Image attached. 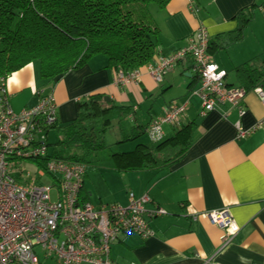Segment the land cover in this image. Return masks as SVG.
I'll list each match as a JSON object with an SVG mask.
<instances>
[{
    "label": "crops",
    "instance_id": "crops-1",
    "mask_svg": "<svg viewBox=\"0 0 264 264\" xmlns=\"http://www.w3.org/2000/svg\"><path fill=\"white\" fill-rule=\"evenodd\" d=\"M260 1L193 0L190 6V0H169L162 9L152 7L161 39L152 61L185 45L201 24L208 28L210 41L222 33L234 34L240 27L235 16ZM211 50L213 60L226 70V81L239 85L235 66L259 56L258 63L264 67V12L255 9L240 39L226 48ZM142 70L138 82L118 86L106 56L96 54L82 66L60 75L53 84L59 125L74 119L77 100L95 92L104 93L108 100L127 108L120 115L110 113V127L118 128L114 144H130L131 149L140 138L119 142L121 138L134 126L146 128L171 104L186 103L182 123L194 122L190 145L174 165L119 171L109 164L103 182L98 180L97 185L93 181L99 203L125 204L129 191L136 195L147 192L151 199L148 207L158 205L167 211L152 219L153 236L144 239L130 234L114 241L112 258L118 264H264V122L249 136L238 139L236 109L223 115L225 104L202 115L201 100L192 93L199 79L190 56L179 60L161 82ZM44 82L40 63L34 61L9 74L5 85L12 108L19 111L35 105V90L48 87ZM260 83L264 85V76ZM245 105L246 113L240 117L245 127L264 118V104L253 92L246 93ZM174 128L165 124L164 137L171 135ZM51 132L56 133L54 129ZM144 134L147 140L142 142H150ZM86 177L88 166L84 180ZM82 196L89 201L84 181ZM220 207H228L240 226L234 240L225 245L222 229L202 214ZM194 212L198 213L196 219L191 217Z\"/></svg>",
    "mask_w": 264,
    "mask_h": 264
},
{
    "label": "built area",
    "instance_id": "built-area-1",
    "mask_svg": "<svg viewBox=\"0 0 264 264\" xmlns=\"http://www.w3.org/2000/svg\"><path fill=\"white\" fill-rule=\"evenodd\" d=\"M193 0H190V6ZM210 34L201 24L188 36L186 44L156 61L131 71L117 69L113 81L118 86L140 80L144 68L156 81L183 58L190 56L199 84L192 90L202 103L201 114L227 105L223 115L236 109V138L249 136L263 125L264 118L245 127L240 117L246 113L245 95L253 92L264 104V85L250 90L229 84L226 70L209 52ZM0 77V264H118L111 256L114 241L130 234L149 238L155 234L153 218L166 214L158 205L148 207L147 192L127 194L125 204H93L82 196L87 165L49 157L48 134L58 123L53 87L35 90L38 101L19 111L12 108ZM186 103L171 104L146 127L150 142L164 138L163 126L182 123ZM37 168L31 172L26 162ZM50 177L51 181H44ZM202 214L222 229L223 244L234 240L240 230L228 207L211 208ZM198 213L191 214L193 219Z\"/></svg>",
    "mask_w": 264,
    "mask_h": 264
},
{
    "label": "trees",
    "instance_id": "trees-1",
    "mask_svg": "<svg viewBox=\"0 0 264 264\" xmlns=\"http://www.w3.org/2000/svg\"><path fill=\"white\" fill-rule=\"evenodd\" d=\"M169 0H0V77L38 59L40 76L52 88L55 80L70 69L85 64L96 54L107 58L114 71H131L153 60L161 43L160 29L152 7L164 8ZM264 12V0L253 3L235 16L240 22L234 33L212 38L211 49L226 48L240 39L255 9ZM219 39V40H217ZM212 53V52H211ZM255 56L234 67L236 80L247 90L264 76ZM128 109L105 100L95 92L76 101V115L70 122L54 126L55 142L49 157L96 166L106 153L119 171L168 168L186 152L194 122L181 123L171 135L153 142H137L131 150H115L104 140L110 127V113ZM147 127V126H146ZM134 126L119 142L136 140L145 133Z\"/></svg>",
    "mask_w": 264,
    "mask_h": 264
},
{
    "label": "rangeland",
    "instance_id": "rangeland-1",
    "mask_svg": "<svg viewBox=\"0 0 264 264\" xmlns=\"http://www.w3.org/2000/svg\"><path fill=\"white\" fill-rule=\"evenodd\" d=\"M35 63H38L39 64V61L38 59L34 60ZM122 121H124L125 124H127V121H125L124 119H122ZM118 128L116 125H113L111 127H109L105 132H104V140L107 144H110V146L113 148V149H121V150H129L131 149L130 147V144L128 145H122L123 143L121 144H114V142L116 141L117 137H118ZM48 141L49 142H55L56 139L58 138L57 137V134L54 133V132H51L48 134ZM140 142H142V140H147V137L145 136V134L141 135L140 137ZM138 138V139H139ZM129 142V141H128ZM51 147V146H50ZM96 166L97 165H101L99 167H93L92 165H89L88 166V174H89V177H86L85 180H84V185H85V188L87 189V191H89L90 193V198H89V201L93 204H98L100 202V200L97 198V193H96V189L94 187V182H97V185H98V180L102 181L104 180V174L106 172H109V170L107 169V166L109 164H111V161L109 159L108 156H106V153L104 154L103 153V156L100 158V160L98 162H93ZM26 167L31 171L33 172L37 166L34 162H31V161H27L26 162ZM44 181H48L50 182L51 181V178L50 177H45L44 178Z\"/></svg>",
    "mask_w": 264,
    "mask_h": 264
},
{
    "label": "water",
    "instance_id": "water-1",
    "mask_svg": "<svg viewBox=\"0 0 264 264\" xmlns=\"http://www.w3.org/2000/svg\"><path fill=\"white\" fill-rule=\"evenodd\" d=\"M109 99V97L108 96H105V100H108Z\"/></svg>",
    "mask_w": 264,
    "mask_h": 264
}]
</instances>
